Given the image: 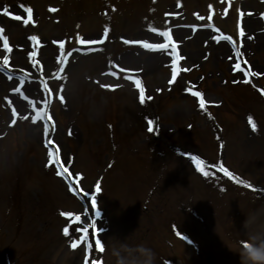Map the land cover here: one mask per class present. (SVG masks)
<instances>
[{
	"label": "rangeland",
	"instance_id": "rangeland-1",
	"mask_svg": "<svg viewBox=\"0 0 264 264\" xmlns=\"http://www.w3.org/2000/svg\"><path fill=\"white\" fill-rule=\"evenodd\" d=\"M91 1L95 2L96 0ZM133 1H136L140 8H143L146 2V0ZM202 2L203 0H193L189 3L186 0L185 9L187 10V7H190L191 9L202 10L200 6ZM33 3L36 14L44 15L41 12V3L38 2L40 7L36 1ZM192 4L195 5L191 6ZM161 10V5L159 4L156 15ZM138 18L139 14L136 13L132 16L131 22L127 24V27L130 28L134 35L122 34V36H143L141 33L143 31H140V21ZM41 22L37 31L43 40L47 41L53 34H57V37H60L61 34L58 33L59 31L56 32L58 30L56 28L57 25L49 24L46 20H41ZM87 23V21L82 19V28L84 26V30L82 29L84 36L82 38L87 39V37L98 35L96 27L92 28V26L88 28L86 26ZM7 31L11 38L17 36L16 42L24 43L25 33L29 29L21 30L18 24H11ZM200 41L199 37H197L184 44L183 50L188 57L187 63L197 62L201 58L203 49H199ZM114 47L115 44L112 41L105 46L96 48L95 54L84 59L78 58L74 63L76 69L74 71L71 69L68 71L70 76L67 85L68 106L64 109V112L69 113L70 120H72L73 125L77 128L76 135L80 132L74 141L72 149L76 169L88 167V171L96 168L98 169L97 171L101 172L102 169L99 167L102 168L106 159L110 157H114L113 168H115V165H119L121 160L124 161V158H127L128 161L131 160V164L135 168L134 173L136 175L135 183L138 199L136 200V214L133 225L131 222V224H126V226L124 223L116 226V224L123 220V212L119 206L121 194H126L127 198L130 196V204H133L135 183L134 175H130L132 172L130 168L127 174L124 170L123 178L119 177V173L115 174L112 180V176H110L109 182L106 183L104 189L105 199L101 196V200L108 213L107 222L114 228L116 226V229L107 235L108 251L105 256L106 262L108 264H116V257L112 255V249L119 247L123 243L129 246L144 244L150 247L154 253L156 252L154 264L161 263L158 258L160 254L174 258L176 264H196L190 256L193 253H197V249L184 245V250V246L172 238L168 242V239L165 237L166 235L170 236V234L169 231L165 232V229L163 235H161L159 230L160 228L163 229V226L154 217L152 207L162 206L182 207L183 210L186 207H195L196 209L198 207L205 221L204 226L209 229L208 234L212 231L218 233V239H215L213 243L212 239L210 240L209 237L208 239L205 237V233L202 231L203 229H201L200 224L190 218L189 215L183 214L184 211L180 214L179 221L181 224H184L185 220L188 221L184 228L195 239L202 242L201 250H203V255L206 257L210 254L212 260L216 257V264H244L245 261L243 258H239L236 261L238 258L237 254L233 257L230 249L227 248L226 250L225 248L233 239L241 236L249 240L252 236L264 238V197H256L252 194L243 193L225 180H221L216 185L207 184L201 179V170L198 168L194 169L196 163L194 164L189 158L173 153L167 149H146L147 147L144 145L146 143L145 133L144 131H139V128L143 130L144 125L141 124L139 126L138 119H136L137 113L132 107V96L134 94L130 92L129 87L124 86L117 92L108 94L98 90L96 86L89 85V81H85L84 76H101L104 72L101 69L104 67L105 55H109V53H111L110 58H108L109 63L116 62L132 67H138L139 64H144L143 76L149 89L154 86H163V81L167 76L166 70L161 69V67H152L145 64L150 59V56L147 54L140 53L139 55H135L136 51H130L124 55L118 53L120 51H117ZM112 49L114 50L111 51ZM22 53H24V50L18 53V55ZM53 53L54 51H50V47H44L42 49V57L46 64L51 60ZM213 55L214 50L211 48L209 60H207V63L205 62L206 64L203 63L204 65L202 67L204 68L210 64L212 66L215 65V70H219L222 76L225 75L230 78L231 76L227 72L229 64L215 60ZM127 56H129L130 60L126 59ZM250 59L256 63V66L260 70H264L263 47H259L258 51H255ZM214 76H217V79H214L212 76L208 78L209 76H207L203 85L206 87L213 80L217 84V87H219L218 91L225 97L226 106H221L216 111L218 113L219 123L223 126V136L225 138V149L222 158L234 171L239 172L244 177L256 183L264 184V141L259 140L253 134L254 132H249V130L245 132L244 117L241 116L238 121L237 117L227 114L228 111H233V100L235 99L229 94L230 88L220 84L219 79L221 80V77L218 76L217 71L214 73ZM192 77H196V74L194 73ZM5 87L7 86L4 85L2 90ZM209 96L212 99H218L217 96ZM174 99L176 98L167 97V94L164 93L162 97H155L154 101L148 106V109L153 111L151 108L159 105L157 107L159 110L158 116L162 122V129L160 128L159 131L162 134L163 142L174 147L177 146L181 150H196L205 157L215 159V146L210 136L212 131L208 125V128H205L203 142L193 138L198 127H194L191 133L185 131L181 134L182 129L186 130L184 124L190 120V118H187L188 113H193L192 111H194L193 102L191 100L179 101V99ZM0 101H2L1 96ZM257 109H259V113L262 115L260 108ZM130 113L132 119L128 122L126 120L129 119ZM3 114L5 113L2 111L1 115ZM151 118L155 119V115L152 114ZM108 119L112 120L111 122L114 124V142L111 138L108 139L107 137L108 132L104 121ZM85 121L89 122L87 130H84ZM193 121L194 123L199 122L198 118H194ZM63 127L61 123L56 136L62 140L64 146L66 138L63 136ZM27 128V123L25 122L13 130H8V134L0 140V176L2 178L5 177L10 186L12 184L16 188L17 191L15 192L19 193V195L20 193L26 192L32 193L38 203L36 207L39 205V207H52L51 211L56 207L79 209V207L72 203V200L62 195L63 187L52 178L50 172L43 168L44 150L40 148L35 137L27 136ZM168 129L173 131L169 132L167 131ZM157 131L158 129L155 128L156 133ZM124 132L128 133V140H130L126 142V145L123 144L122 133ZM185 133H190L191 136H186L184 135ZM14 142H17L16 147L12 145ZM113 144L116 145L115 149L111 148ZM124 146L126 147V152L131 153L133 156L124 155ZM65 149L66 146H64ZM147 155H151V167L148 170V174L152 178L154 182L152 183L156 185V188L150 195V199L147 202H143V207L150 208L148 209V213L145 214L142 202L139 201V196L142 194L141 191L147 187L145 178V182L143 178H140L145 156ZM18 171H20V179L18 184H16ZM12 201V190L8 191L6 195L0 194L1 264H4L2 260L4 251L8 252L12 260L14 259V264L79 263L81 252L80 250L70 252L64 240L59 238L58 229L63 221L58 220L56 217L54 222L50 224L46 222V219L48 217L50 218V214L43 213L37 217V220L45 223L39 225L38 221L34 223L36 221L32 217L34 216V212L29 214L28 218L20 215L15 228L14 215L12 213L13 225L7 226L4 207H15L16 204L14 201L12 203ZM218 207H222V209ZM244 207L252 208L245 210ZM174 211L175 209H172L168 214ZM27 222L33 224L26 226ZM6 226L10 230H7ZM47 228L52 230L55 237L59 239V243L51 248L48 245ZM38 233L41 234L42 242L37 239L39 237ZM37 234L38 236L36 237ZM215 245L218 247L216 248ZM29 254L31 255V259L26 263L25 258ZM231 258H234L232 259L233 262H231ZM205 262H199V264H205Z\"/></svg>",
	"mask_w": 264,
	"mask_h": 264
},
{
	"label": "clouds",
	"instance_id": "clouds-1",
	"mask_svg": "<svg viewBox=\"0 0 264 264\" xmlns=\"http://www.w3.org/2000/svg\"><path fill=\"white\" fill-rule=\"evenodd\" d=\"M246 244L241 252L245 264H264V238L252 236ZM112 255L116 257V264H154L155 261V253L144 244L122 243L112 249Z\"/></svg>",
	"mask_w": 264,
	"mask_h": 264
},
{
	"label": "snow or ice",
	"instance_id": "snow-or-ice-1",
	"mask_svg": "<svg viewBox=\"0 0 264 264\" xmlns=\"http://www.w3.org/2000/svg\"><path fill=\"white\" fill-rule=\"evenodd\" d=\"M27 11L31 12V9H28ZM3 15H5V16L10 15V12H9L8 8H5L3 10ZM12 19H14V20H20L21 19V16L20 15H13L12 16ZM23 22L25 24H28L29 23L28 20H24ZM161 35L167 36L168 34L167 33H161ZM106 36H107V29L105 30V37ZM77 39H78V42H79L80 45H82V46H89V47L94 46V45H97V44H102L104 42L103 40L81 39L79 37ZM225 39L227 40V39H229V37H225ZM31 40L35 41V40H37V37L35 35H33L31 37ZM124 42L126 44L127 43H130V41H127V40H125ZM62 46L63 45H61V47ZM143 46L145 48H151V49H164V48H166V45H164V44H148V43H144ZM7 47H8L7 44H5V48H7ZM83 54H87L86 51ZM32 55L34 56L36 54L33 53ZM7 59L8 58L5 57V63H7ZM237 68H239V65H237ZM173 77H175V70L173 71ZM136 84H137V87H139V81H137ZM192 94L195 95V96H199L200 95L199 92H194ZM149 99H150V97H149ZM140 102L142 104L145 103V95H144V90L142 88L140 89ZM204 104H205V101L203 99H201L200 100V107L203 108L204 107ZM148 123H149L148 131L149 132H152L153 131L152 121L149 120ZM48 131H49L48 130V127L45 126V133L47 134ZM49 143H51V141H49ZM57 152H58V148L56 149L55 152H53V151H49L48 152V157H49V163L50 164L53 162V157L54 156L56 157L55 162L57 164H59V157L56 155ZM192 159L195 161V163L197 165V168H199L200 165H201V163H202V161L198 160L196 157H192ZM66 171H67L66 168H61L57 172V175H62ZM220 171L223 172L225 176L232 177V173H230L226 168H224L222 166L220 167ZM205 175H207V173H205ZM97 191H99V189H97ZM93 207H95V199L93 200ZM61 214L62 215H68L67 213H61ZM96 215L99 216L100 213L97 212ZM77 219H79V217H77ZM83 231L87 232V228L83 229ZM64 233H65V235L68 234V229L67 228L64 229ZM96 243H97V245H99L100 244V241H97ZM73 247H75V244H73ZM244 247H247V244L246 243L244 244Z\"/></svg>",
	"mask_w": 264,
	"mask_h": 264
},
{
	"label": "bare ground",
	"instance_id": "bare-ground-1",
	"mask_svg": "<svg viewBox=\"0 0 264 264\" xmlns=\"http://www.w3.org/2000/svg\"><path fill=\"white\" fill-rule=\"evenodd\" d=\"M247 1H250V0H245V1H243V2H247ZM243 2L242 1H239V0H237L236 2H232L231 3V7H232V9L233 8H236V9H238L239 7L238 6H241V5H243ZM92 11V9H88V8H82V9H80V12H81V14H82V16H84V15H86L87 13H89V12H91ZM229 17V16H228ZM237 19H238V16L236 15V14H233V12L231 13V17H230V24H231V26H230V33L232 34V39H233V41L236 43V44H238V36H237V31H236V21H237ZM246 19L247 18H245V23H244V27H245V29H247V30H251L253 27H255L256 25H260L261 26V24H260V20H259V18L258 19H255V20H249L248 19V21H250V22H248V21H246ZM256 28H259V27H256ZM264 42V33H261V34H257L256 35V37H255V43H263ZM246 45H247V43H244L243 44V47H246ZM217 46L218 47H224L223 46V44L222 43H218L217 44ZM227 46V45H226ZM228 48V50H229V53L231 54V51H230V48H229V46L227 47ZM224 54H227L226 53V50H224V52L223 53H221V54H218V57L219 58H223V56H224ZM153 62L155 63V64H160V63H162V61H160V59L159 58H155L154 60H153ZM16 64V63H15ZM70 66V65H69ZM31 135H37V132H35V131H31ZM39 138L41 139V135L39 134Z\"/></svg>",
	"mask_w": 264,
	"mask_h": 264
}]
</instances>
